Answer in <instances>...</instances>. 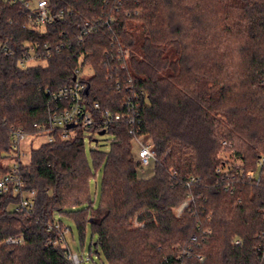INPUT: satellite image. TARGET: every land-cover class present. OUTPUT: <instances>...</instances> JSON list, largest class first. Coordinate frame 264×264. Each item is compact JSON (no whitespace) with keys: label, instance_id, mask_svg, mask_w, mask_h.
Listing matches in <instances>:
<instances>
[{"label":"trees","instance_id":"1","mask_svg":"<svg viewBox=\"0 0 264 264\" xmlns=\"http://www.w3.org/2000/svg\"><path fill=\"white\" fill-rule=\"evenodd\" d=\"M50 3L70 12L38 33L25 26L21 4L0 0V43L8 49L0 46V159L10 127L35 133L33 123L47 125L54 100L46 90L71 84L75 69L89 66L88 103L116 112L129 86L138 93L137 134L149 136L155 160L146 176L124 123L109 128L107 152L91 151L92 166L80 134L69 140L55 134L32 147L21 173L36 190L34 208L16 213L6 210L15 198L1 200L0 264H72L55 243L58 233L46 227L54 211L82 203L88 207L69 214L80 236L90 223L95 252L108 264H264L256 248L264 172L223 181L215 171L223 141L241 148L245 171L264 167L257 165L264 156V0ZM109 17L78 41L85 22ZM25 41L51 52L44 64L20 63ZM119 49L128 52L124 68L113 58ZM98 169L92 209L90 179ZM188 197L176 216L172 207ZM134 218L143 225L134 226ZM19 234L24 244L2 243Z\"/></svg>","mask_w":264,"mask_h":264},{"label":"built area","instance_id":"2","mask_svg":"<svg viewBox=\"0 0 264 264\" xmlns=\"http://www.w3.org/2000/svg\"><path fill=\"white\" fill-rule=\"evenodd\" d=\"M9 1L11 3H19L23 6L27 12L25 26L38 33L44 32L47 24H51L56 19L63 18L66 13L70 12V9L52 10L50 0ZM123 12L129 13L128 10H123ZM112 20V17L105 20L104 18H94L93 20L85 22L78 41H82L83 36L95 32L101 23L102 26H105L109 22H112ZM0 46L5 52L8 51L6 44L0 43ZM23 47L24 52L20 61L23 66H29V61H44L51 55V52L48 50L40 51L39 43L37 42L25 41ZM113 58L124 68V60L128 58V52L119 49ZM79 61L81 62V59ZM74 73V79L71 84L54 91L46 90L54 100V106L50 112L47 125L33 123L32 127L36 129L35 133H27L23 129L10 127L9 150L4 152L0 159V206L3 198H15V200L7 203L6 210L8 211L24 213L26 215L33 211L36 190L26 186L21 168L29 162L30 150L32 148L33 138L35 137L45 136V142H53L55 134L61 140H69L80 134L82 142L84 143L85 133L102 136L99 135L100 131L103 130L104 134H106L112 125L115 126L124 123L128 127V133L132 135L131 144L132 148L136 150L137 164L139 167L143 168L155 160V151L151 142L145 141V134H137L140 120L139 105L136 102L138 93L133 92L129 86L128 93L122 103L123 109L121 111L111 112L108 109L101 108L100 104L96 101L91 103L87 102L86 96L89 94V91L85 94L84 90L87 86L85 79L91 74L90 67L84 66L83 69L77 68ZM25 142L29 143V153L23 148ZM222 148L227 153V157H225L226 155L219 157L220 163L217 165L215 171L221 176L223 181H227L236 176L240 177L244 174L249 179H258L260 174L264 172V167H262L258 174L252 170L245 171L244 155L241 150L233 148L226 141L222 142ZM263 162L264 156H260L257 165L262 166ZM193 181L194 178L191 177L188 184ZM228 186L229 184L226 185V188ZM190 200H192V197H188L186 201L182 202L183 204L181 203L176 210V216L179 217L181 215ZM46 230H55L58 233L55 243L66 249L67 258L72 264H85L86 261L91 259L88 254L84 255L71 251L68 248L65 234L69 229L60 221L53 218L52 222L47 225ZM258 239L259 242L256 248L261 253V259L264 260V229L259 233ZM2 243L21 245L24 244V236L22 234L8 236ZM239 243V240H234V244ZM199 259H202V257H199Z\"/></svg>","mask_w":264,"mask_h":264},{"label":"rangeland","instance_id":"3","mask_svg":"<svg viewBox=\"0 0 264 264\" xmlns=\"http://www.w3.org/2000/svg\"><path fill=\"white\" fill-rule=\"evenodd\" d=\"M45 61H29L30 65L34 64H44ZM32 139V137H31ZM94 139H97V143L93 141ZM112 139V136L109 133H106L102 136H98L96 134L90 135L89 133H85V140H84V152L85 155L89 161V164L92 166V156L91 151L97 150L101 152H107L109 150V142ZM145 141H150V138L148 135H145L144 137ZM46 138L45 136H38L33 138L32 147L36 148L41 143L45 142ZM28 142H25L23 144V148L27 153L28 150H30V147L28 145ZM237 150H241V148H236ZM136 153V150L133 149ZM227 151V150H226ZM223 151V148H221L219 152V157L221 155H226L227 153ZM139 166V165H138ZM141 168V167H140ZM143 171L145 172L146 176L151 175L152 173V163L149 165L143 167ZM101 176H102V170L98 169L97 172L91 177L90 179V199L92 201V209H96L99 202V195H100V182H101ZM253 193L250 194L252 197ZM187 200V199H186ZM184 200V201H186ZM183 201V202H184ZM183 204V203H182ZM181 205V204H180ZM179 205V206H180ZM172 207V210H174L176 214V210L179 208ZM88 207L87 203H82L79 205H76L74 207L65 208L63 209L64 212L54 211L52 214V217L60 221L64 226L68 227L69 231L65 234V239L68 244V248L71 251L82 253L84 255H90L91 259L89 261H86L85 264H108L102 253L97 250V253L95 252V247L92 245L93 242L96 240V235L92 233L90 223L86 222L82 231V236H80L78 227L76 225V222L74 218L69 214L70 212H78L81 210H84ZM186 208V207H185ZM184 210V209H183ZM183 212V211H182ZM134 226L141 227L143 225L142 222L136 221L134 218L133 220ZM82 240V241H81ZM84 264V263H83Z\"/></svg>","mask_w":264,"mask_h":264},{"label":"water","instance_id":"4","mask_svg":"<svg viewBox=\"0 0 264 264\" xmlns=\"http://www.w3.org/2000/svg\"><path fill=\"white\" fill-rule=\"evenodd\" d=\"M73 79H74V78H73ZM84 93H85V94L88 93V85L86 86V88H85V90H84ZM68 127H70V126H68ZM103 134H104V131H103V130L99 132V135H103ZM93 141L96 142L97 139H94Z\"/></svg>","mask_w":264,"mask_h":264}]
</instances>
